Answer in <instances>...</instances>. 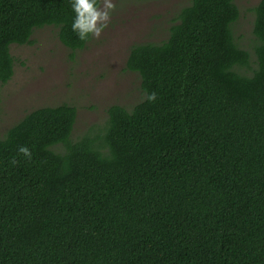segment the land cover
<instances>
[{
  "label": "trees",
  "instance_id": "1",
  "mask_svg": "<svg viewBox=\"0 0 264 264\" xmlns=\"http://www.w3.org/2000/svg\"><path fill=\"white\" fill-rule=\"evenodd\" d=\"M253 13L255 61L236 0H191L167 40L130 48L131 109L74 140L76 108L43 107L0 136V264H264V0ZM73 17L71 0H0V83L35 30L84 50Z\"/></svg>",
  "mask_w": 264,
  "mask_h": 264
},
{
  "label": "rangeland",
  "instance_id": "2",
  "mask_svg": "<svg viewBox=\"0 0 264 264\" xmlns=\"http://www.w3.org/2000/svg\"><path fill=\"white\" fill-rule=\"evenodd\" d=\"M112 2L115 6L107 26L74 58L53 27L35 30L32 45L11 46L16 63L12 80L0 83V136L33 110L67 104L77 110L76 140L91 128L103 126L110 106L131 109L143 99L139 76L126 70L130 48L167 40L180 10L191 0ZM259 2L236 0L240 16L234 36L252 61L256 45L253 9Z\"/></svg>",
  "mask_w": 264,
  "mask_h": 264
},
{
  "label": "clouds",
  "instance_id": "3",
  "mask_svg": "<svg viewBox=\"0 0 264 264\" xmlns=\"http://www.w3.org/2000/svg\"><path fill=\"white\" fill-rule=\"evenodd\" d=\"M114 6L112 0H71L74 12L71 25L73 32L81 41H87L92 36L98 37L107 26ZM147 98L149 101L155 99V93L149 94ZM18 152L26 158H31V152L27 147L21 146Z\"/></svg>",
  "mask_w": 264,
  "mask_h": 264
}]
</instances>
